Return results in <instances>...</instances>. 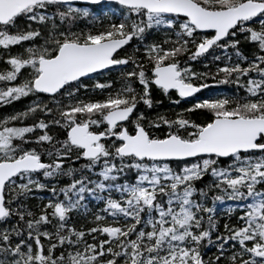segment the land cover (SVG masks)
<instances>
[{"label": "snow or ice", "instance_id": "snow-or-ice-1", "mask_svg": "<svg viewBox=\"0 0 264 264\" xmlns=\"http://www.w3.org/2000/svg\"><path fill=\"white\" fill-rule=\"evenodd\" d=\"M9 108L0 264H264V0H0Z\"/></svg>", "mask_w": 264, "mask_h": 264}, {"label": "trees", "instance_id": "trees-1", "mask_svg": "<svg viewBox=\"0 0 264 264\" xmlns=\"http://www.w3.org/2000/svg\"><path fill=\"white\" fill-rule=\"evenodd\" d=\"M101 18L104 20L105 23L107 22V18L106 17L102 16ZM81 26H83V25H81ZM196 67L197 68H202V65H196ZM209 83H214V82L209 81ZM228 88H229V86L221 85V86L218 87V89L215 92L209 93V92L206 91V94H208V95H229L230 92H229ZM28 103H29V101L25 100L22 103H17L15 105V107L17 109H20V108H23L24 106H26ZM178 110H180L179 107L170 105V102L167 99L164 100V106L159 109V111L161 113H167L169 115H171L174 111H178ZM10 111H12L11 108H9V109H0V115H5V114H7V112H10ZM154 114H155L154 112H150V115H154ZM193 118L194 119H196V118L203 119L204 117H193ZM77 166H79V165H77ZM38 195L39 196H46L47 194L46 193H40ZM31 203L33 205H37L39 203V200L31 201ZM227 207H228V205H224L223 207H221L219 209V216H220L221 224L224 223L226 218H227V211H226ZM93 211H95L94 207H93ZM91 219H92L91 215L87 216V218H84V216L82 214H78L74 218V223L76 224V226L78 228L79 227L87 228V227L91 226V224L89 223L91 221ZM212 254H213L212 252H209V255H212Z\"/></svg>", "mask_w": 264, "mask_h": 264}]
</instances>
